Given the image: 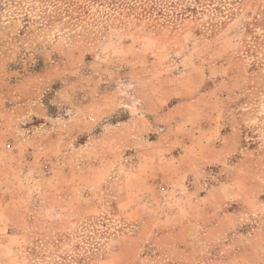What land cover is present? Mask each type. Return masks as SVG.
Instances as JSON below:
<instances>
[{
  "label": "rangeland",
  "instance_id": "obj_1",
  "mask_svg": "<svg viewBox=\"0 0 264 264\" xmlns=\"http://www.w3.org/2000/svg\"><path fill=\"white\" fill-rule=\"evenodd\" d=\"M72 1L0 0V264H264V0Z\"/></svg>",
  "mask_w": 264,
  "mask_h": 264
},
{
  "label": "trees",
  "instance_id": "obj_2",
  "mask_svg": "<svg viewBox=\"0 0 264 264\" xmlns=\"http://www.w3.org/2000/svg\"><path fill=\"white\" fill-rule=\"evenodd\" d=\"M63 4H65L66 9L65 11L68 13L70 7L73 5L75 6V2L72 0H59ZM90 2H96L101 4H107L109 6L114 7H122L126 8L128 7L130 10H134L133 8H140L143 10V12L150 13L151 11L156 10L159 12V14L163 15L166 11H173V13H176L178 10L180 13L177 15H184L187 12H195L198 5H201L203 0H89ZM134 2V4H132ZM186 2H194L195 7L192 8L191 5H189ZM76 8H73V11ZM258 40L259 38L256 37Z\"/></svg>",
  "mask_w": 264,
  "mask_h": 264
}]
</instances>
